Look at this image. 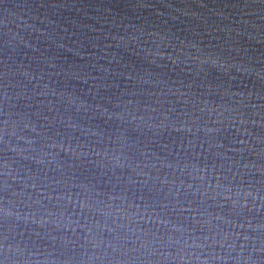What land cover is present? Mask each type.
<instances>
[{
  "label": "water",
  "instance_id": "1",
  "mask_svg": "<svg viewBox=\"0 0 264 264\" xmlns=\"http://www.w3.org/2000/svg\"><path fill=\"white\" fill-rule=\"evenodd\" d=\"M0 264H264V0H0Z\"/></svg>",
  "mask_w": 264,
  "mask_h": 264
}]
</instances>
